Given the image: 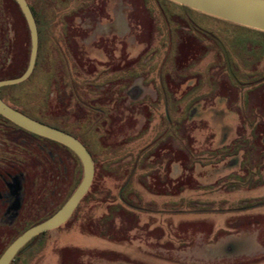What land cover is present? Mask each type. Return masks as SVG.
I'll return each instance as SVG.
<instances>
[{
  "label": "rangeland",
  "instance_id": "obj_1",
  "mask_svg": "<svg viewBox=\"0 0 264 264\" xmlns=\"http://www.w3.org/2000/svg\"><path fill=\"white\" fill-rule=\"evenodd\" d=\"M27 1L39 56L1 94L84 141L95 177L10 264H264V31L172 0ZM6 3L0 79L31 53L27 20ZM41 141L56 153V198L43 177L23 222L0 227V256L84 177L75 153Z\"/></svg>",
  "mask_w": 264,
  "mask_h": 264
},
{
  "label": "water",
  "instance_id": "obj_2",
  "mask_svg": "<svg viewBox=\"0 0 264 264\" xmlns=\"http://www.w3.org/2000/svg\"><path fill=\"white\" fill-rule=\"evenodd\" d=\"M30 31L31 53L27 68L18 77L0 80V87L20 83L30 77L34 71L38 50L39 30L33 11L27 0H15ZM195 10L218 18L232 21L244 26L264 31V0H172ZM0 114L17 125L47 138L62 143L81 159L83 176L78 187L62 205V207L46 220L31 226L19 235L0 256V264H10L17 253L36 235L55 229L64 224L73 214L79 202L88 192L95 177V164L86 145L73 134L55 126L38 121L19 110L11 107L0 97Z\"/></svg>",
  "mask_w": 264,
  "mask_h": 264
},
{
  "label": "flooded vegetation",
  "instance_id": "obj_3",
  "mask_svg": "<svg viewBox=\"0 0 264 264\" xmlns=\"http://www.w3.org/2000/svg\"><path fill=\"white\" fill-rule=\"evenodd\" d=\"M6 1L7 0H0V18H3L4 15L8 13V3H6ZM1 88L2 87H0V90ZM0 97L4 102L10 105L2 96L1 91ZM19 111L26 114L21 110ZM0 118L8 122L6 124H0V227L3 229L15 222L16 224L23 222L26 214L25 212L27 211L26 207L30 208L32 203L34 204V202L39 201L37 198H41L42 196L35 187L40 185V181L43 177L49 181L47 185L50 184V193L46 194L45 192V195H47L46 198H50L51 203L54 202L53 199L56 198V190H54V188L57 186L58 162L56 153L49 147L51 145L48 146L41 140L45 139L50 143L63 144L33 133L12 122L2 114H0ZM32 118L41 121L38 118ZM63 146L72 151L67 146ZM60 161L62 162V158H60ZM65 166V177L68 179L67 163ZM36 191L37 193H34ZM40 235L41 233L34 236L32 239H37Z\"/></svg>",
  "mask_w": 264,
  "mask_h": 264
},
{
  "label": "trees",
  "instance_id": "obj_4",
  "mask_svg": "<svg viewBox=\"0 0 264 264\" xmlns=\"http://www.w3.org/2000/svg\"><path fill=\"white\" fill-rule=\"evenodd\" d=\"M16 2V1H15ZM17 5H18V3H17ZM19 6V5H18ZM20 8V7H19ZM31 8H32V10H33V12H34V14H35V11H34V9H33V7L31 6ZM42 234V233H41ZM35 239H31L25 246H27V245H29L31 242H33ZM24 246V247H25ZM24 247H23V249H24ZM23 249H21L19 252H22L23 251Z\"/></svg>",
  "mask_w": 264,
  "mask_h": 264
},
{
  "label": "crops",
  "instance_id": "obj_5",
  "mask_svg": "<svg viewBox=\"0 0 264 264\" xmlns=\"http://www.w3.org/2000/svg\"><path fill=\"white\" fill-rule=\"evenodd\" d=\"M39 42H40V38H39Z\"/></svg>",
  "mask_w": 264,
  "mask_h": 264
}]
</instances>
